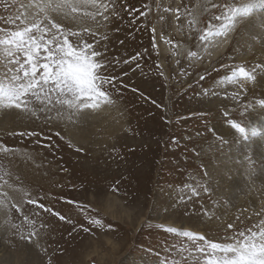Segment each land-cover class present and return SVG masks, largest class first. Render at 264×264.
Instances as JSON below:
<instances>
[{
	"label": "rangeland",
	"instance_id": "374dc122",
	"mask_svg": "<svg viewBox=\"0 0 264 264\" xmlns=\"http://www.w3.org/2000/svg\"><path fill=\"white\" fill-rule=\"evenodd\" d=\"M211 2L222 0H116L120 15L110 16L98 28L84 16L79 27L97 32L95 37L82 33L84 38L92 42L107 33L109 39L101 42L107 56L121 62L105 73L117 77L119 91L112 89L116 103L87 110L78 124L48 122L43 113L40 119H25L16 109L0 111V147L10 150L0 151V185L5 180L12 185L0 189L10 201L0 214V264L170 262L181 258V247L193 245L164 228L223 243L226 234L264 218L256 215L264 209V108L258 104L264 87L228 79L237 67L251 71L264 64V34L248 41L245 52L237 46L240 37L234 36L223 55L209 61L212 54H206L207 42L199 36L207 30L211 14H219L216 10L200 14ZM121 5L138 9L132 13L139 17L135 24ZM18 7L19 3L0 0V17L15 16ZM193 12L198 13L194 23ZM0 27L9 25L0 21ZM193 51L197 55L189 56ZM138 52L139 60L123 63ZM201 76L205 79L199 81ZM218 83L223 88L230 84V89L211 97ZM242 85L252 89L251 94L234 100ZM231 120L247 128V141L231 129ZM29 131L38 135H13ZM199 185L211 191L206 193ZM192 187L198 196L192 195ZM29 200L34 203L28 205ZM205 211L217 218L209 220ZM94 220L100 225L90 222ZM229 223L235 228L228 229ZM30 231L37 233L31 242ZM33 245L39 253L36 258L28 252Z\"/></svg>",
	"mask_w": 264,
	"mask_h": 264
},
{
	"label": "snow or ice",
	"instance_id": "6c2138e0",
	"mask_svg": "<svg viewBox=\"0 0 264 264\" xmlns=\"http://www.w3.org/2000/svg\"><path fill=\"white\" fill-rule=\"evenodd\" d=\"M11 2L19 3L17 14L13 17H0V21L9 25L8 28L0 27V111L16 109L25 119H40L39 114L43 113L48 122L60 119L66 124L75 125L80 122L87 110L95 112L103 106H112L116 103L112 89L116 88L117 77L105 73L109 72L113 64L119 65L121 61L108 58L107 48L101 43L109 39L107 33L92 42H88L82 35L85 33L95 37L96 28L105 26L104 22L109 21L110 16L120 15L116 10V0H11ZM157 6L159 7V4ZM121 7L129 13L131 23L135 24L139 17H133L132 13L138 9L130 10L123 5ZM257 7L264 9V0H240L239 4H229L227 0H222L211 2L210 6L206 4L200 14L211 10H216L219 14H211L207 30L199 36V40L209 44L216 42L220 47H226L234 36H238L240 39L236 41L237 46L242 42L246 43L244 39L246 33H254L257 27L264 30V16L254 15ZM224 8L227 12L223 11ZM165 11L168 9L165 8ZM140 15L147 16V12ZM192 15L194 23L198 13L193 12ZM84 16L92 20L96 28L79 27ZM213 20L217 23L213 24ZM116 31H119V28ZM152 32L155 34L156 29L152 28ZM73 37L76 38L75 41L71 39ZM216 38L221 39L217 41ZM155 39L153 35V47ZM120 43L123 44L124 41L121 40ZM196 55L195 51L189 53L191 57ZM140 57L141 53L138 52L123 60V63L130 64ZM136 67L140 65L137 64ZM260 68H264V64H257L251 71L246 67H237L228 79L231 83L252 81L264 85V77L256 74V69ZM123 75H127V72ZM204 79V76L200 77V80ZM116 91L119 89L116 88ZM232 98L238 100V94H233ZM258 104L264 108V99L259 100ZM247 107L250 105L246 106V109ZM229 124L240 139L243 141L249 139L245 126L235 120L229 121ZM17 134L27 137L38 135L34 131L13 133ZM252 134L255 135V132ZM56 135L60 136V133L57 132ZM60 138L64 139L63 136ZM239 142L238 139L237 143ZM72 146L69 140V147ZM0 151L7 153L10 150L7 147H0ZM76 151L82 149L76 148ZM205 175L207 176V173ZM5 185L12 187L5 180L0 189ZM199 186L203 187L206 193L211 191L206 185ZM191 191L192 195L200 194L196 187H192ZM0 195L5 197L4 201H0V211H3L10 201L7 192H0ZM183 199L181 196L180 200ZM28 203L34 201L29 200ZM11 207L19 211L16 204H11ZM53 214L59 216L61 220L65 219L59 213ZM261 214H264V209L256 213L258 216ZM205 215L209 220L217 218L214 213L207 211ZM90 222L94 225L101 223L100 220ZM29 223L31 224V221ZM12 227L18 226L13 224ZM227 228L234 229L235 224L229 223ZM163 230L192 241L193 247H181L178 253L180 259L174 258L170 262L158 261L157 264H189V260L191 264H264V218L250 228L234 231L231 235L226 234L223 243L211 242L206 240L204 235L181 231L175 227ZM36 235V232L30 231L27 237L29 242ZM21 239L25 237L21 236ZM184 252L188 255L183 256Z\"/></svg>",
	"mask_w": 264,
	"mask_h": 264
},
{
	"label": "bare ground",
	"instance_id": "6f19581e",
	"mask_svg": "<svg viewBox=\"0 0 264 264\" xmlns=\"http://www.w3.org/2000/svg\"><path fill=\"white\" fill-rule=\"evenodd\" d=\"M210 15V14H209ZM254 15L255 16H264V9H262V8H260V7H257L255 10H254ZM264 34V30H262V29H260L259 31L257 30V28L255 29V32L254 33H246V35H245V37H244V39L248 42V41H250V42H252L253 43V39H255V38H258L259 39V34ZM244 43V42H242L241 43V45H240V47L242 48V51L243 52H245V51H247L248 49H249V45H248V43ZM206 48H207V51H206V54H212V56H210V59L211 60H209V61H215V59L216 58H218L219 56H221V55H223V53L225 52V49L227 48V46L226 47H220L219 46V44L218 43H216V42H213V43H211V44H209V43H207L206 44ZM237 63V62H236ZM237 64H239V63H237ZM203 70H205L204 68H202V69H200L199 71H203ZM197 72V71H196ZM257 72L258 73H256L258 76H260V77H263V75H264V71L263 72H261L260 70H257ZM197 73H199V72H197ZM206 76H208V75H206ZM199 81H200V79H199ZM201 84H202V81L200 82ZM230 83V82H229ZM242 84V83H241ZM220 86H222V87H220ZM243 86V88L242 89H239V90H237V92H235L234 94H238L239 96H241V99H245L246 100V98H247V95L248 94H251V93H249L252 89H249V88H247L245 85H242ZM260 86H262V87H264V85H260ZM228 87H230V84L227 86V87H225V88H223V85H219V83L218 84H216L215 85V87L212 89L214 92H217V93H211V97H215L217 94H220L221 92L222 93H226L230 88H228ZM202 97V96H201ZM240 108V107H239ZM17 163V162H16ZM19 164V163H18ZM31 164V163H30ZM50 164V163H49ZM20 168H22V167H20ZM24 168V167H23ZM35 176V175H34ZM38 176V175H37ZM55 176V175H54ZM36 177V176H35ZM31 181V180H30ZM36 184V183H35ZM37 200H40L41 201V198H38ZM36 203H38V202H36ZM28 205H29V203H28ZM9 206V205H8ZM29 207H31V206H29ZM7 208H5L3 211H0V214H4L5 213V211H7L6 210ZM25 209H28L29 210V208H28V206L25 208ZM44 208L42 207L41 208V210L42 211H44L43 210ZM46 209V208H45ZM51 209H53L52 207H51ZM50 209V210H51ZM9 210H10V208H9ZM27 211V210H26ZM30 212V211H29ZM9 213V212H8ZM16 215L17 216H19V214L18 213H16ZM46 215V214H45ZM6 216V215H5ZM3 224H4V222H3ZM35 244V243H34ZM29 254H31V256H32V258L34 257V258H36L38 255H39V253H38V251L37 250H35V248H34V245H33V247L32 248H29ZM42 252V251H41ZM28 254V255H29ZM2 255H3V253H2ZM4 256V255H3ZM30 257V256H29ZM21 258V257H20ZM44 258V257H43ZM4 259V258H3ZM9 259V258H8ZM20 260V259H19ZM33 260V259H32ZM7 262V261H6ZM5 262V263H6ZM21 262V261H20ZM1 263H3V262H1ZM8 264H11V263H8Z\"/></svg>",
	"mask_w": 264,
	"mask_h": 264
}]
</instances>
